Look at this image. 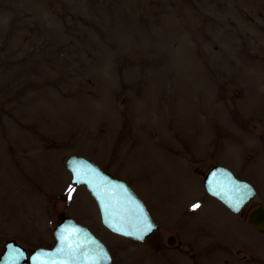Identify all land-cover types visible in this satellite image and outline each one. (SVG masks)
<instances>
[{
    "label": "rangeland",
    "instance_id": "obj_1",
    "mask_svg": "<svg viewBox=\"0 0 264 264\" xmlns=\"http://www.w3.org/2000/svg\"><path fill=\"white\" fill-rule=\"evenodd\" d=\"M72 154L128 180L160 231H107ZM215 165L256 186L240 215L205 193ZM257 205L264 0H0V254L11 239L52 246L64 213L113 264H264Z\"/></svg>",
    "mask_w": 264,
    "mask_h": 264
},
{
    "label": "water",
    "instance_id": "obj_2",
    "mask_svg": "<svg viewBox=\"0 0 264 264\" xmlns=\"http://www.w3.org/2000/svg\"><path fill=\"white\" fill-rule=\"evenodd\" d=\"M65 167L72 175V182L85 186L89 191L99 208L102 225L109 231L132 241L143 242L159 230L146 205L127 181L82 156H69ZM74 169H78V174ZM204 186L208 194L234 212H239L255 195L248 183L237 180L221 166L209 171ZM61 221L53 232L55 244L52 249H37L27 258L24 249L10 241L5 246L0 264H105V261L97 258L99 248L107 255L106 264H112L106 246L87 228L63 215ZM248 222L264 231V208L254 209ZM141 235L142 238H137Z\"/></svg>",
    "mask_w": 264,
    "mask_h": 264
},
{
    "label": "snow or ice",
    "instance_id": "obj_3",
    "mask_svg": "<svg viewBox=\"0 0 264 264\" xmlns=\"http://www.w3.org/2000/svg\"><path fill=\"white\" fill-rule=\"evenodd\" d=\"M74 171H76L77 174H78V169H74ZM77 182H79V181H77ZM196 207H198V205H196ZM150 227H151V225L148 226V229L149 230H150ZM137 238H142V235L141 236H138ZM97 258L99 260L105 261V264H106V262H107V255H106V253H104V251H103L102 248H99L98 249Z\"/></svg>",
    "mask_w": 264,
    "mask_h": 264
}]
</instances>
